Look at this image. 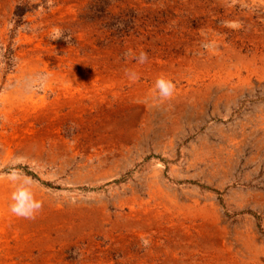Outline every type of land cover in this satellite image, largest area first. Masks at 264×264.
<instances>
[{"label": "rangeland", "instance_id": "374dc122", "mask_svg": "<svg viewBox=\"0 0 264 264\" xmlns=\"http://www.w3.org/2000/svg\"><path fill=\"white\" fill-rule=\"evenodd\" d=\"M93 4L0 0V264H264V0Z\"/></svg>", "mask_w": 264, "mask_h": 264}, {"label": "clouds", "instance_id": "9594fccd", "mask_svg": "<svg viewBox=\"0 0 264 264\" xmlns=\"http://www.w3.org/2000/svg\"><path fill=\"white\" fill-rule=\"evenodd\" d=\"M62 35L57 32L53 35L52 39H58ZM139 63H146L148 60V56L146 53L141 52L139 57L137 58ZM130 79L135 81L139 79V77L135 73H130ZM155 88L159 92V96L161 99L170 98L175 91V84L172 80L167 79L166 77L161 76L155 82ZM14 182L19 181V185L12 193V201L13 203L10 206V211L17 217L24 219H35L36 215L43 207V202L36 198L32 187L30 186V182L27 180H20V177L13 176L11 178Z\"/></svg>", "mask_w": 264, "mask_h": 264}, {"label": "trees", "instance_id": "16d2710c", "mask_svg": "<svg viewBox=\"0 0 264 264\" xmlns=\"http://www.w3.org/2000/svg\"><path fill=\"white\" fill-rule=\"evenodd\" d=\"M94 1H95V4H93L90 7V14H89V16L92 15V18L95 17L94 14H98L99 12H101L103 10V6H105V2L107 0H94Z\"/></svg>", "mask_w": 264, "mask_h": 264}]
</instances>
